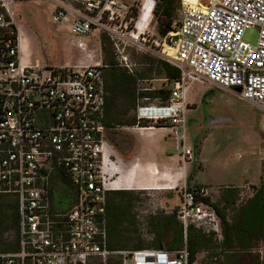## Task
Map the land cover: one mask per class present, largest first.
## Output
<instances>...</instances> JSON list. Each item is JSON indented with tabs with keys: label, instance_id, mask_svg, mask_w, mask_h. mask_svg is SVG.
Listing matches in <instances>:
<instances>
[{
	"label": "built area",
	"instance_id": "2783aa9c",
	"mask_svg": "<svg viewBox=\"0 0 264 264\" xmlns=\"http://www.w3.org/2000/svg\"><path fill=\"white\" fill-rule=\"evenodd\" d=\"M15 1L0 0V195L18 201L19 250L0 253V264H90L111 255H120L123 264H188L187 246L108 249L104 215L108 194L117 190V169L103 124L107 66L26 64ZM52 1L55 22L70 27L81 50L87 49L83 38L100 30L125 63L128 47L145 48L179 69L181 79L167 97L137 99L136 127L144 122L166 126L167 148L184 164L198 161L187 141L190 83L229 91L264 116V0H180L179 27L166 36H155L149 28L148 19H159L154 0H140L127 11L111 8L114 0ZM134 7L145 18L137 33L132 29ZM251 28L259 30L254 45L244 40ZM60 172L76 192L65 211L55 210L51 199V176ZM202 196H208L205 190ZM177 218L185 230L193 225L222 232L216 210L187 186ZM259 254L258 263L264 264V248Z\"/></svg>",
	"mask_w": 264,
	"mask_h": 264
},
{
	"label": "rangeland",
	"instance_id": "374dc122",
	"mask_svg": "<svg viewBox=\"0 0 264 264\" xmlns=\"http://www.w3.org/2000/svg\"><path fill=\"white\" fill-rule=\"evenodd\" d=\"M60 1L75 5L74 0ZM120 1L131 6L136 0ZM154 1L158 3L157 0ZM55 7L56 3L52 0H16L13 3V12L18 24L31 41L35 64L40 62L66 66L76 63L79 61L78 58L84 61L100 58V62L107 66L104 71L105 87L106 70H119L121 74L136 78L135 84L132 85L135 94L134 110L137 106V99L144 96L142 95L143 89H151L149 93L160 89L170 90L171 85L158 73L157 63H153V60H165L161 54L150 49L128 47L125 63L116 54L107 34H101L100 30H96L95 34L97 38H101V48L98 51L95 50L94 38L88 49L82 51L77 47L76 36L69 28L55 22L53 14ZM133 14L136 22H133L132 29L137 33L141 31L145 18L138 8ZM175 17L177 20L173 28H176L177 22L181 19V8L177 10ZM147 22H150L151 32L155 36L160 35V25L156 16L148 19ZM258 38V28L248 29L244 34V40L253 45L258 42ZM126 64L130 66V69ZM141 75L146 79L141 80ZM109 85L114 86V82L110 79ZM122 95L127 96L128 94L123 90ZM145 96L165 97V94ZM127 99L129 100V97ZM187 102L189 105L186 111L187 141L204 165H202L204 167L202 183L212 194V197L208 196L219 205V208L226 214L227 220L232 221L235 219L237 207L235 204L224 202L225 189L217 187L237 183L242 177L255 182L261 170L264 173V116L248 102L239 100L233 93L214 89L209 84L199 82L189 84ZM134 110L129 115L130 118H133ZM143 125L149 127L154 124L144 122ZM129 132L132 131L122 127L106 132L108 142L115 148L118 155L127 159L126 161L137 157L139 153H145L147 157H151V152L142 148L136 135ZM156 132L163 131L157 130ZM200 140L202 149L198 154L197 143ZM170 154L175 155L176 153L172 151ZM171 155L164 151L160 158L167 160L168 166L159 165V170H150L151 178L148 180L152 184L151 187H173L174 189L139 190L126 192L127 194L124 195V206H128L129 215L133 221L130 224L125 223L116 232L109 234L110 244L118 245L119 250H136L134 247L138 245L156 249L153 246L160 242L159 229L167 220L171 221V216L178 212L182 189L184 186H189V179L195 170L196 161L184 164L180 159ZM51 184L54 190L52 194L66 195L69 202L68 208H70L73 204L74 189L64 185L62 179L58 180L53 176H51ZM113 196L112 194L111 200ZM14 201L15 199L11 196H2L0 199V214L5 219V222L0 225V253H11L10 249L17 245V229L12 223ZM220 228L222 232L218 235L215 232L208 233L209 228L199 229L194 226L195 231L199 230L210 240L207 246L196 254L194 264H259V253L264 248V242H256L247 252H242L236 245H223V226L221 225ZM166 232V240L172 241L173 232L171 230ZM100 260L97 259L94 263L99 264ZM103 262L104 264H120V260L115 257L105 259Z\"/></svg>",
	"mask_w": 264,
	"mask_h": 264
},
{
	"label": "trees",
	"instance_id": "16d2710c",
	"mask_svg": "<svg viewBox=\"0 0 264 264\" xmlns=\"http://www.w3.org/2000/svg\"><path fill=\"white\" fill-rule=\"evenodd\" d=\"M156 4V15L159 16L158 23L160 25L159 33L161 36H166L168 33L172 31H176L179 27L180 20L177 22L176 28H173V25L177 18L175 17V13L177 10L181 8L180 0H157ZM136 10L134 7L132 9V13ZM153 63H157L158 65V73L160 76L165 78L169 84L174 85L176 82L180 81L181 73L178 68L168 63L166 60H153ZM106 68H104L105 71ZM103 71V78H104ZM106 87L104 82V91H105V106L107 93H109L110 99H119L120 108L117 109L115 116L109 118L105 115L103 124L108 130H114L118 127H129L136 125V118L128 117L131 109L135 108V94L134 90H132V85L135 84L136 78L133 76H126L121 74L119 70H106ZM109 79L114 82V86L109 85ZM141 80L146 79L145 76L141 75ZM126 87V88H125ZM123 90L127 92V96L122 95ZM165 94L167 97L169 94V90L160 89L157 92L149 93L148 91H144L142 95H160ZM129 97V100L127 99ZM61 179L65 183V185L70 186L74 189L71 184V180L69 177L65 176L63 172H60ZM189 185V184H188ZM190 188V186H188ZM204 189L203 185H198L196 192L200 200L208 203L212 206L218 213L223 226V235L224 241L223 245L225 246H233L236 245L239 249L244 252L248 251L254 243L259 241H264V183H262L261 189L257 191V193L247 201V203L243 204L242 207L236 209L235 219L232 221L227 220L226 214L219 208V205L212 201L210 196H202V190ZM73 204L76 197V192H73ZM114 195L111 200V195ZM127 193L125 191H115L110 192L108 194L107 207L104 215V219L107 226L108 231V243L107 247L111 251H121L119 250L118 245H111L109 240V234L116 232L120 227H122L125 223H132V219L129 215L128 206H124V195ZM2 196H11L15 199V203L13 205L14 214L12 216V223L17 229V245L11 248V252H16L19 250V214H18V201L12 195H0V199ZM52 196V195H51ZM52 199V197H51ZM227 202L231 205L235 204V201ZM233 202V203H232ZM72 204V205H73ZM52 205H54L52 199ZM244 214L241 217L240 222H238V215L240 210ZM241 213V214H242ZM171 221H166L162 224L159 229V240L160 242L153 247L156 249H167V250H177L181 249L184 246L188 247L189 250V261L188 264H194L196 261V254L201 251L202 248L207 246V243L210 241L209 238L202 234L199 230L195 231L194 226L190 225L186 230V240H185V230L183 224L178 220L177 213L171 216ZM262 220V223L260 221ZM5 222L4 217L0 214V225ZM263 225V226H260ZM168 230H171L174 234L173 240L167 244L166 236ZM144 245H138L134 247V249H142ZM134 251V250H131ZM117 258L120 260V264H123V259L120 255H111L109 258ZM97 259H94L90 264H95L94 262ZM99 264H104L103 259L100 260Z\"/></svg>",
	"mask_w": 264,
	"mask_h": 264
},
{
	"label": "crops",
	"instance_id": "0c3cea01",
	"mask_svg": "<svg viewBox=\"0 0 264 264\" xmlns=\"http://www.w3.org/2000/svg\"><path fill=\"white\" fill-rule=\"evenodd\" d=\"M64 25H66V24H64ZM66 26L71 31L70 27L68 25H66ZM21 32H22V30H21ZM95 33H96V31L91 36L83 38V41H84V43L88 49L90 42H92L93 39L95 38V42L93 41V43H94V46L96 48L95 50L98 51L99 48H101V38L100 39L97 38ZM102 33H105V32L101 31V34ZM75 42H76L77 47H78L79 38L75 37ZM21 50H22V57H23L24 62L26 64L35 65V60L33 59V52L31 51L32 50L31 49V41L28 39V37L23 32H22V49ZM78 60L79 61H77L74 64L89 63V62H91L89 64L101 63L100 58L98 60H95L94 58H92V60H90V61H88V60L84 61L80 58H78ZM36 64H42V63L37 62ZM47 65L56 66V65H50V64H47ZM170 85H171V87L173 86L172 84H170ZM108 96H109V93H107L105 115L109 118H112L113 116H115L117 109H119L120 105H122V104H119L120 103L119 99H113L112 100ZM132 110H134V109H131V111L129 112V115L131 114ZM105 115H104V117H105ZM129 115H128V117H129ZM133 115L136 118V109L134 110ZM123 128L127 129L128 131H132L129 133L136 135V137L139 140V144L142 146V148L147 149L151 152V155H150L151 157H147V155L145 153H143V154L139 153L137 155V157H135L133 159L132 158L128 159L130 161H126L127 159L120 157L118 155V153L115 151V148L108 142V144H109L108 152L111 154V156L114 160L115 168L117 169L116 176L114 177V184L115 183H123V184L129 183L133 187V189H131V190H128V189L126 190L125 188H122L119 190L117 189L116 191L132 192V191H139V190H149V189H144V188L142 189L139 187L142 185L144 186L146 184L150 185V181L148 180L151 178L150 173H149L150 170H159V165L168 166L167 160L161 159L160 157L164 153V151H166L169 155H171L170 152L166 148V146H167V135L169 134V130L166 126H163V125H153V126H149V127H145L144 125L142 127L141 126L136 127V125H134V126L123 127ZM145 128L146 129L147 128H153V130L152 129L143 130ZM157 130H161L163 132L158 133V132H156ZM163 141H164V144H162ZM171 156H173V155H171ZM262 171L263 170H261V173L258 177V180H256L255 182H251L247 177H242L241 180L238 181L237 183H232L230 185H225V186H218L217 188L222 187L225 189L224 194H223V197H224L223 201L227 202V200H229V201L233 200V201H235V206L237 208H239L240 206L245 204L248 200H250L253 197V195H254L253 188H254V186H256L258 184V181L260 180V177L262 175ZM53 178H57L58 180H60L61 174L60 173L54 174ZM122 181H124V182H122ZM63 184L65 185L64 182H63ZM203 186H204L203 190H205L207 192V194L211 196L212 194H210L207 186L205 184H203ZM53 191L54 190H52V193H53ZM113 192H115V191H113ZM52 193H51V195L53 197L52 196L51 197H52L53 202H54L55 195H53ZM58 196H59L61 201L67 200V202H68V197L66 195H60L59 194ZM68 205H69V202H68ZM53 207L55 210H58V211H65V210L69 209L68 206L64 207L61 204H55V203H54ZM185 233H186V231H185ZM167 242L170 243L171 241H168V239H167ZM137 250H139V249H137Z\"/></svg>",
	"mask_w": 264,
	"mask_h": 264
},
{
	"label": "bare ground",
	"instance_id": "6f19581e",
	"mask_svg": "<svg viewBox=\"0 0 264 264\" xmlns=\"http://www.w3.org/2000/svg\"><path fill=\"white\" fill-rule=\"evenodd\" d=\"M140 3V0H136L135 1V3L134 4H139ZM110 7L111 8H113V7H118L119 9H121V10H123V11H127L129 8H130V5H128V4H126V3H124V2H122V1H120V0H114L111 4H110ZM170 51V55L169 56H171V55H173V53H174V50H173V48H170L169 49ZM148 129H153V128H145L144 130H148ZM130 181V180H129ZM128 181V182H129ZM122 182H124V181H122ZM138 185V184H137ZM151 185V184H150ZM150 185H142V186H140L139 188H144V189H149V190H164V189H166V188H161V187H151ZM134 186V185H133ZM114 188L115 189H122V188H125V189H128V190H131V189H133V187H132V185L131 184H129V183H126V184H123V183H115L114 184ZM167 189H174L173 187L172 188H167Z\"/></svg>",
	"mask_w": 264,
	"mask_h": 264
},
{
	"label": "water",
	"instance_id": "95a60500",
	"mask_svg": "<svg viewBox=\"0 0 264 264\" xmlns=\"http://www.w3.org/2000/svg\"><path fill=\"white\" fill-rule=\"evenodd\" d=\"M171 42H172V44L175 45L177 43V38L173 37L171 39ZM207 100H209V99H207ZM201 149H202V141L200 140L197 143V152H198V154L200 153ZM197 159H198V161L196 163L195 170L192 173L191 178L189 179L190 189H193L195 184H197V186L198 185H203L201 178H202V175H203V172H204V167H203L204 165L200 161V158L198 156H197Z\"/></svg>",
	"mask_w": 264,
	"mask_h": 264
},
{
	"label": "flooded vegetation",
	"instance_id": "af4514ba",
	"mask_svg": "<svg viewBox=\"0 0 264 264\" xmlns=\"http://www.w3.org/2000/svg\"><path fill=\"white\" fill-rule=\"evenodd\" d=\"M262 183H264V173L262 172V175H261V177H260V180H259V184H257L256 186H254V188H253V190H254V195L257 193V191L259 190V189H261V186H262ZM190 186V185H189ZM196 188H197V184H195L194 185V187H193V189L194 190H196ZM192 189V190H193ZM253 195V196H254ZM54 203L55 204H61V205H63L64 207H67L68 206V202H67V200H64V201H61L60 200V198H59V196H55L54 197ZM247 203V202H246ZM240 207H242V206H240ZM239 207V208H240ZM240 210V209H239ZM217 212V211H216ZM242 212H241V210H240V212H239V215H238V222H240V220H241V217H242V215H244L243 213L241 214ZM218 214V213H217ZM260 221H261V223H262V220L260 219ZM222 222V221H221ZM260 226H263V225H260Z\"/></svg>",
	"mask_w": 264,
	"mask_h": 264
}]
</instances>
